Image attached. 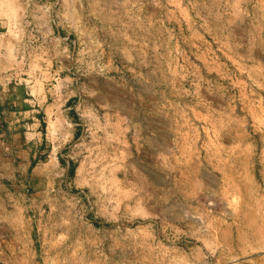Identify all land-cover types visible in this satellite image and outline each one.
Masks as SVG:
<instances>
[{"label":"rangeland","instance_id":"1","mask_svg":"<svg viewBox=\"0 0 264 264\" xmlns=\"http://www.w3.org/2000/svg\"><path fill=\"white\" fill-rule=\"evenodd\" d=\"M99 10L0 0V264H264V0H137L124 34Z\"/></svg>","mask_w":264,"mask_h":264},{"label":"crops","instance_id":"2","mask_svg":"<svg viewBox=\"0 0 264 264\" xmlns=\"http://www.w3.org/2000/svg\"><path fill=\"white\" fill-rule=\"evenodd\" d=\"M100 10L95 11V18H99L101 21L105 23L106 26H111L116 28V33L124 34L125 28L127 27V23L130 21L135 22L138 19L136 15L137 9V0H115L109 2L108 0L99 1ZM109 4L114 5L115 7H111ZM71 7V6H70ZM68 11L64 12L61 16V34H78L85 33L88 31V15L81 12L77 13L73 10V7L67 8ZM149 19L151 22H157L159 19L157 16L150 15ZM163 19H161V22ZM56 29L60 32V28L57 26ZM57 30L54 29L56 33ZM19 114H28L34 115L38 118L33 117L32 121L39 122L40 124L31 123L30 121L23 120L22 131L16 135V138H20L23 143L21 145V154L28 163L36 162V163H46L51 162L52 158V149L50 144L46 143V133L43 126V123H46V120L42 115L44 114L43 108H27L22 109ZM40 125V127H39ZM42 125V126H41ZM32 148H35L33 150ZM48 148V149H46ZM245 261L243 264H246Z\"/></svg>","mask_w":264,"mask_h":264}]
</instances>
